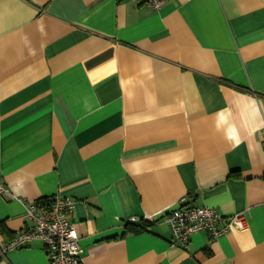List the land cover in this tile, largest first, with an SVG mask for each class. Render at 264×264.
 Instances as JSON below:
<instances>
[{
  "label": "crops",
  "instance_id": "1",
  "mask_svg": "<svg viewBox=\"0 0 264 264\" xmlns=\"http://www.w3.org/2000/svg\"><path fill=\"white\" fill-rule=\"evenodd\" d=\"M163 1L0 0V241L60 194L83 264H264V0ZM182 199L248 217L183 248Z\"/></svg>",
  "mask_w": 264,
  "mask_h": 264
},
{
  "label": "built area",
  "instance_id": "2",
  "mask_svg": "<svg viewBox=\"0 0 264 264\" xmlns=\"http://www.w3.org/2000/svg\"><path fill=\"white\" fill-rule=\"evenodd\" d=\"M140 1L154 9H159L164 2L163 0ZM261 134L264 146V126ZM0 195L16 198L1 180ZM17 199L25 205V215L31 226L17 231L8 242L0 241V260L8 251L39 241L50 264H83L80 237L70 218L75 207L73 199L60 194L46 198L45 202ZM247 217L245 212L225 217L215 208L192 206L185 199L164 215L171 232L172 244L183 248H188L191 237L198 232L205 231L211 239H217L231 226L245 222Z\"/></svg>",
  "mask_w": 264,
  "mask_h": 264
},
{
  "label": "trees",
  "instance_id": "3",
  "mask_svg": "<svg viewBox=\"0 0 264 264\" xmlns=\"http://www.w3.org/2000/svg\"><path fill=\"white\" fill-rule=\"evenodd\" d=\"M46 199H42L41 202H45ZM152 222L150 221H140L139 223H127L126 224V231L128 232H140L146 230L147 227L150 226Z\"/></svg>",
  "mask_w": 264,
  "mask_h": 264
}]
</instances>
